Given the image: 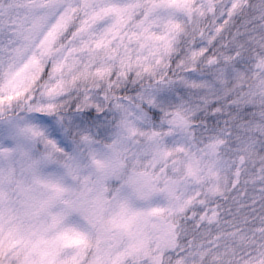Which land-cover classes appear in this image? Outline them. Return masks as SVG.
<instances>
[{"label":"snow or ice","instance_id":"1","mask_svg":"<svg viewBox=\"0 0 264 264\" xmlns=\"http://www.w3.org/2000/svg\"><path fill=\"white\" fill-rule=\"evenodd\" d=\"M0 264H264V0H0Z\"/></svg>","mask_w":264,"mask_h":264}]
</instances>
